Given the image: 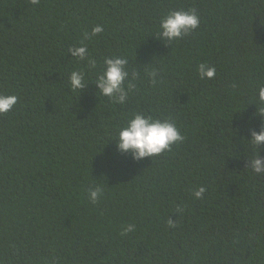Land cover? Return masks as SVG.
I'll return each mask as SVG.
<instances>
[{
	"label": "trees",
	"instance_id": "trees-1",
	"mask_svg": "<svg viewBox=\"0 0 264 264\" xmlns=\"http://www.w3.org/2000/svg\"><path fill=\"white\" fill-rule=\"evenodd\" d=\"M190 10L197 28L159 38L164 16ZM113 57L128 61L123 104L94 86ZM260 87L264 0H0V95L17 97L0 114V264H264V173L251 168L264 145L248 140ZM135 114L183 140L119 152Z\"/></svg>",
	"mask_w": 264,
	"mask_h": 264
},
{
	"label": "clouds",
	"instance_id": "clouds-1",
	"mask_svg": "<svg viewBox=\"0 0 264 264\" xmlns=\"http://www.w3.org/2000/svg\"><path fill=\"white\" fill-rule=\"evenodd\" d=\"M39 0H33L38 3ZM199 17L194 10L173 11L160 20L159 38L165 42H171L186 35L190 30L197 28ZM103 31L101 26L92 28L91 35L95 36ZM71 56L80 60L87 59L89 64L95 68L96 62L88 54L86 46H77L69 49ZM126 58L113 57L104 59V69L94 83L95 88L105 97L114 98L116 102L123 104L127 98V91L124 82L128 78L126 70ZM201 78L211 79L215 76L216 69L206 64H200L198 67ZM154 75V74H153ZM69 84L72 90H81L87 84L85 83L84 73L72 71L69 75ZM133 85L129 84V90ZM257 99L264 105V87H260L257 92ZM17 102L15 95H0V114L7 113ZM256 114L261 117L260 130L252 131L250 140L258 148L264 145V108L257 111ZM117 144V150L121 153H131L132 158L139 160L145 157L159 155L165 150L170 149L171 145L183 140L175 124L168 121L154 120L151 117L135 114L127 125L119 130L118 137L114 139ZM251 168L257 174L264 173V159L256 157L251 161ZM203 187L195 191L196 198H200L204 193ZM102 194V189L96 187L89 191V199L95 202ZM133 225H128L124 231H132Z\"/></svg>",
	"mask_w": 264,
	"mask_h": 264
}]
</instances>
